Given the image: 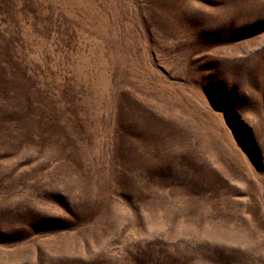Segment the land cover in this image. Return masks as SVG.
Segmentation results:
<instances>
[{"label": "rangeland", "instance_id": "374dc122", "mask_svg": "<svg viewBox=\"0 0 264 264\" xmlns=\"http://www.w3.org/2000/svg\"><path fill=\"white\" fill-rule=\"evenodd\" d=\"M0 264H264V0H0Z\"/></svg>", "mask_w": 264, "mask_h": 264}]
</instances>
